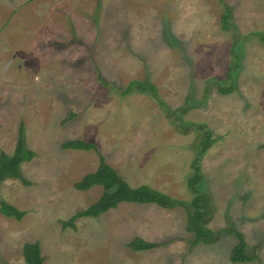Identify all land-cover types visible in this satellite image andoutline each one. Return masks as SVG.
<instances>
[{"label":"rangeland","instance_id":"374dc122","mask_svg":"<svg viewBox=\"0 0 264 264\" xmlns=\"http://www.w3.org/2000/svg\"><path fill=\"white\" fill-rule=\"evenodd\" d=\"M231 30L220 25L221 0H0V151L11 153L24 125L35 156L7 178L0 198L25 210L0 212V264H26L23 246L38 241L44 264H264V43L258 36L231 46L238 31H264V0H224ZM240 37V35H239ZM149 78L172 109L188 105L183 122L205 123L215 138L200 159L203 187L214 204L212 229L233 226L258 260L231 262L236 243L192 246L182 207L121 202L75 227L63 220L93 203L102 187L75 182L99 164V153L131 185L149 184L188 200L197 132L133 79ZM209 90L205 92L206 82ZM234 89L221 93L218 83ZM81 138L94 149L62 148ZM135 236L160 242L133 250ZM260 261V262H258Z\"/></svg>","mask_w":264,"mask_h":264},{"label":"trees","instance_id":"16d2710c","mask_svg":"<svg viewBox=\"0 0 264 264\" xmlns=\"http://www.w3.org/2000/svg\"><path fill=\"white\" fill-rule=\"evenodd\" d=\"M224 5V10L220 16V25L224 30L234 29L236 26L233 23V11L231 6L221 0ZM234 43L231 46V54L233 55V63L229 67L227 75L232 79V72L239 67L240 54L236 49V44L239 39L249 37L250 35L258 36L264 43V31H255L246 35L238 31ZM242 35V36H241ZM210 80L206 82L205 92L209 90ZM218 89L221 93L231 92L234 87V81L229 86H224L218 83ZM148 92L151 96L167 110L169 117H175L179 123V128L182 132L187 133L191 129L197 132L194 140L195 155L191 161L193 168L192 174L188 177L187 185L190 188L192 195L188 200L178 199L168 195L167 193L156 189L149 184L131 185L123 178L118 170L110 165L104 155L99 153V164L95 170L84 174L75 186L78 189H88L92 186L99 185L102 187L101 195L89 206L72 214L68 219L63 220V226L75 227L76 219L83 216H98L112 208H115L121 202H134L140 204H157L163 208L182 207L186 213V230L192 234V246L199 243L210 244L219 240L220 234L226 232L235 236L236 243L232 246L229 252L231 262H250L258 260L256 253H251L248 250V243L245 234L236 227L226 226L219 229H212L210 223L214 217V204L211 194L203 187V174L200 167V159L203 154L212 146L215 141L211 128L205 123H188L185 124L180 117V114L187 113L191 106L188 105L189 98L186 100V105L177 107L171 110L169 105L161 98L158 87L149 78L133 79L121 91L122 94L132 92L134 89ZM264 147V142L261 144ZM62 148H72L78 150L94 149L99 152L95 142L81 139L69 138L61 143ZM35 156V151L26 145L24 137V125L21 123L18 129L17 140L15 147L11 153L4 150L0 151V186L7 178H19L27 182L21 174V164L24 161H29ZM0 212L7 216H12L21 219L25 215V210L11 204L0 198ZM128 246L133 250H149L161 245L160 242L147 240L141 236H135L128 243ZM23 256L26 264H44V256L41 253L40 243L38 241H29L24 243ZM260 262V261H258Z\"/></svg>","mask_w":264,"mask_h":264}]
</instances>
